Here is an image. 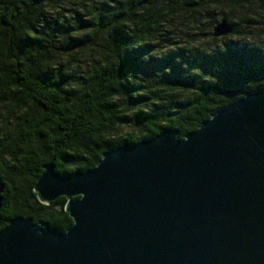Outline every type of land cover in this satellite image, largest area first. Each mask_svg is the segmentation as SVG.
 <instances>
[{
  "label": "trees",
  "instance_id": "trees-1",
  "mask_svg": "<svg viewBox=\"0 0 264 264\" xmlns=\"http://www.w3.org/2000/svg\"><path fill=\"white\" fill-rule=\"evenodd\" d=\"M221 19L233 32L214 38ZM262 89L264 0H0V231L72 225L64 197L36 198L44 165L86 172L124 143L181 139Z\"/></svg>",
  "mask_w": 264,
  "mask_h": 264
},
{
  "label": "water",
  "instance_id": "water-1",
  "mask_svg": "<svg viewBox=\"0 0 264 264\" xmlns=\"http://www.w3.org/2000/svg\"><path fill=\"white\" fill-rule=\"evenodd\" d=\"M232 32L221 19L212 36ZM43 169L37 200L64 197L72 225L11 219L0 264H264V89L181 139L166 129L86 172ZM3 191L0 182V208Z\"/></svg>",
  "mask_w": 264,
  "mask_h": 264
}]
</instances>
